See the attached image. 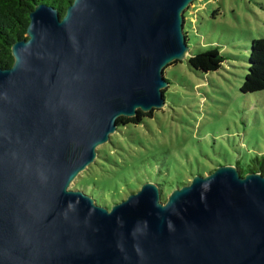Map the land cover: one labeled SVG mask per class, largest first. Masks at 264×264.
Segmentation results:
<instances>
[{
	"label": "water",
	"instance_id": "water-1",
	"mask_svg": "<svg viewBox=\"0 0 264 264\" xmlns=\"http://www.w3.org/2000/svg\"><path fill=\"white\" fill-rule=\"evenodd\" d=\"M193 1L34 5L0 68V264H264L260 171L218 165L165 201L144 182L110 208L69 188L118 117L165 105Z\"/></svg>",
	"mask_w": 264,
	"mask_h": 264
},
{
	"label": "rangeland",
	"instance_id": "rangeland-1",
	"mask_svg": "<svg viewBox=\"0 0 264 264\" xmlns=\"http://www.w3.org/2000/svg\"><path fill=\"white\" fill-rule=\"evenodd\" d=\"M184 18L188 55L164 68L165 105L138 125L117 126L69 185L103 207L144 182L163 185L165 201L170 180L186 184L197 171L206 175L224 164L264 170V90L239 89L250 39L264 37V0H194ZM210 47L226 58L220 68L190 69L188 57Z\"/></svg>",
	"mask_w": 264,
	"mask_h": 264
},
{
	"label": "trees",
	"instance_id": "trees-1",
	"mask_svg": "<svg viewBox=\"0 0 264 264\" xmlns=\"http://www.w3.org/2000/svg\"><path fill=\"white\" fill-rule=\"evenodd\" d=\"M72 1L73 0H0V68H8L12 65L13 56L11 54V44L16 40L26 38L25 29L29 22L28 15L34 5L39 3L49 4L58 9L60 15L63 16L66 8ZM184 33L187 43V32L184 30ZM225 60L226 58L219 52L218 47H210L209 49L207 48L194 55H190L187 59V65L194 72L209 73L218 70ZM246 63V73L241 82L240 91L242 93H256L264 90V37L250 39L247 48ZM151 112L138 111L135 117H118L116 120L117 126L120 128L129 124L138 125L145 117L150 118L152 115ZM98 152L99 150H97V153ZM236 166L239 165L237 164ZM239 167L241 175L246 171H256L248 168L244 169L241 166ZM258 171L264 175L263 166ZM195 174L202 175L199 171ZM183 184L184 182H181V178L173 179L170 180L169 187L173 189L174 186L176 188ZM158 186L160 190L163 187V185L160 184H158ZM90 196L93 198L92 195Z\"/></svg>",
	"mask_w": 264,
	"mask_h": 264
},
{
	"label": "flooded vegetation",
	"instance_id": "flooded-vegetation-1",
	"mask_svg": "<svg viewBox=\"0 0 264 264\" xmlns=\"http://www.w3.org/2000/svg\"><path fill=\"white\" fill-rule=\"evenodd\" d=\"M233 166H235L236 167V169L240 172V167L239 166H236V165H233ZM170 192V191H169ZM168 192V193H169Z\"/></svg>",
	"mask_w": 264,
	"mask_h": 264
}]
</instances>
